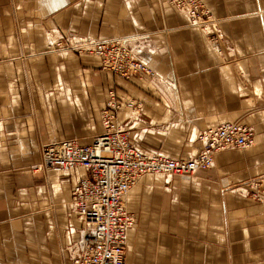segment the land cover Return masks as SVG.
Returning a JSON list of instances; mask_svg holds the SVG:
<instances>
[{
	"label": "crops",
	"instance_id": "1",
	"mask_svg": "<svg viewBox=\"0 0 264 264\" xmlns=\"http://www.w3.org/2000/svg\"><path fill=\"white\" fill-rule=\"evenodd\" d=\"M204 2L208 30L170 0H0V264H75L73 189L88 172L42 167V148L92 143L106 114L135 147L177 159L224 122L252 133L210 168L130 188L125 264H264V0ZM60 38H126L153 74L121 79Z\"/></svg>",
	"mask_w": 264,
	"mask_h": 264
},
{
	"label": "built area",
	"instance_id": "2",
	"mask_svg": "<svg viewBox=\"0 0 264 264\" xmlns=\"http://www.w3.org/2000/svg\"><path fill=\"white\" fill-rule=\"evenodd\" d=\"M188 15L191 24L208 30L212 15L204 0H170ZM55 47L99 58L103 69L121 79L152 75L147 62L138 57L126 38L87 39L69 43L63 38ZM218 48V46H217ZM110 106L114 103H108ZM132 108L134 104L128 103ZM106 114V113H105ZM104 130L90 144L75 139L48 143L42 148L41 166L59 172L83 167L88 175L73 189V205L83 216L86 232L75 264H125L128 230L135 222L125 203L130 188L147 174L192 175L210 168L216 153L249 145L252 133L239 122H224L201 132L202 148L190 159L159 153L149 154L135 147L128 130L104 115Z\"/></svg>",
	"mask_w": 264,
	"mask_h": 264
},
{
	"label": "rangeland",
	"instance_id": "3",
	"mask_svg": "<svg viewBox=\"0 0 264 264\" xmlns=\"http://www.w3.org/2000/svg\"><path fill=\"white\" fill-rule=\"evenodd\" d=\"M217 40H218V38H217ZM212 43H213V46H214V47L219 46V42H218V43H215V41L212 40ZM57 50H63V49L59 48V49H57ZM73 52H74V51H73ZM75 53H77V52H75ZM77 54L81 55V53H77ZM86 55H89V54H86ZM93 57H95L96 59L99 60V58H97L96 56H93ZM99 61H100V60H99ZM99 67H100L101 69H103V67L101 66V62L99 63ZM64 140H66V139H64ZM59 141H62V140L52 141L51 143L59 142Z\"/></svg>",
	"mask_w": 264,
	"mask_h": 264
},
{
	"label": "bare ground",
	"instance_id": "4",
	"mask_svg": "<svg viewBox=\"0 0 264 264\" xmlns=\"http://www.w3.org/2000/svg\"><path fill=\"white\" fill-rule=\"evenodd\" d=\"M216 154H217V153H216ZM216 154H215V155H216ZM214 157H215V156H214ZM125 203H126V202H125Z\"/></svg>",
	"mask_w": 264,
	"mask_h": 264
}]
</instances>
